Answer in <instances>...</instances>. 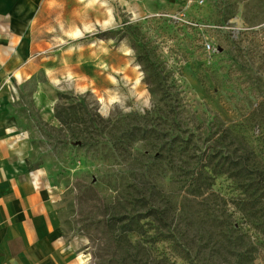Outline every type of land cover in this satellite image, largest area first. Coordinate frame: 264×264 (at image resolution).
Here are the masks:
<instances>
[{
  "label": "rangeland",
  "instance_id": "obj_1",
  "mask_svg": "<svg viewBox=\"0 0 264 264\" xmlns=\"http://www.w3.org/2000/svg\"><path fill=\"white\" fill-rule=\"evenodd\" d=\"M40 10L32 83L53 100L16 109L82 263L264 264V3Z\"/></svg>",
  "mask_w": 264,
  "mask_h": 264
},
{
  "label": "crops",
  "instance_id": "obj_2",
  "mask_svg": "<svg viewBox=\"0 0 264 264\" xmlns=\"http://www.w3.org/2000/svg\"><path fill=\"white\" fill-rule=\"evenodd\" d=\"M44 1L0 0V264H83L61 229L59 190L33 164L26 119L16 109L18 99L36 107L53 100L33 84L43 67L31 52L43 48L36 29Z\"/></svg>",
  "mask_w": 264,
  "mask_h": 264
},
{
  "label": "trees",
  "instance_id": "obj_3",
  "mask_svg": "<svg viewBox=\"0 0 264 264\" xmlns=\"http://www.w3.org/2000/svg\"><path fill=\"white\" fill-rule=\"evenodd\" d=\"M133 226H135V222L132 223V222L128 221V223L126 225H124L125 232L132 231L133 230Z\"/></svg>",
  "mask_w": 264,
  "mask_h": 264
},
{
  "label": "bare ground",
  "instance_id": "obj_4",
  "mask_svg": "<svg viewBox=\"0 0 264 264\" xmlns=\"http://www.w3.org/2000/svg\"><path fill=\"white\" fill-rule=\"evenodd\" d=\"M79 33V31H76L75 34L77 35ZM81 33V32H80ZM79 35V34H78Z\"/></svg>",
  "mask_w": 264,
  "mask_h": 264
},
{
  "label": "built area",
  "instance_id": "obj_5",
  "mask_svg": "<svg viewBox=\"0 0 264 264\" xmlns=\"http://www.w3.org/2000/svg\"><path fill=\"white\" fill-rule=\"evenodd\" d=\"M208 48H209V46H208Z\"/></svg>",
  "mask_w": 264,
  "mask_h": 264
}]
</instances>
